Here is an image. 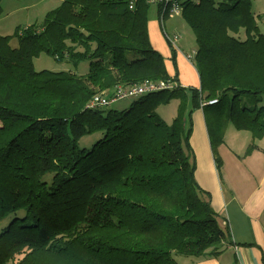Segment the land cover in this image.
Returning a JSON list of instances; mask_svg holds the SVG:
<instances>
[{
	"label": "trees",
	"instance_id": "obj_1",
	"mask_svg": "<svg viewBox=\"0 0 264 264\" xmlns=\"http://www.w3.org/2000/svg\"><path fill=\"white\" fill-rule=\"evenodd\" d=\"M179 1L195 34L199 88L172 78L154 48L151 0H61L41 22L0 33V264H179L175 255L222 252L230 229L196 179L192 114L202 107L220 177L229 125L252 133L247 153L258 147L264 32L252 0ZM164 8L166 17L170 4L158 2L159 16ZM43 53L89 59V70H36ZM146 80L177 85L124 109L87 107ZM174 100L168 122L158 109Z\"/></svg>",
	"mask_w": 264,
	"mask_h": 264
},
{
	"label": "crops",
	"instance_id": "obj_2",
	"mask_svg": "<svg viewBox=\"0 0 264 264\" xmlns=\"http://www.w3.org/2000/svg\"><path fill=\"white\" fill-rule=\"evenodd\" d=\"M151 10L152 8L149 10L150 39L154 48L164 56L171 77L174 78L177 74L180 85L199 88L201 85L199 73L194 61L188 58L191 51L196 49L193 47L194 44L185 42L183 34L179 32L184 33V29L181 30L178 25L166 30L160 16L159 22H155L156 9L153 13ZM165 31L170 32V35L177 33L181 36L177 48L169 43ZM174 49L175 58L172 57ZM170 106L172 118L168 122H172L177 115L179 101H172ZM192 121L190 144L197 166L196 179L202 188L211 193L212 206L219 213L221 224L228 225L230 237L224 242L222 252L218 256L198 259L183 257L182 262L178 263L263 264L264 136L256 141L258 147L247 153V148L253 142L252 133L239 131L233 125H229L225 132V142L218 150L223 161L220 177L202 107L193 111Z\"/></svg>",
	"mask_w": 264,
	"mask_h": 264
},
{
	"label": "rangeland",
	"instance_id": "obj_3",
	"mask_svg": "<svg viewBox=\"0 0 264 264\" xmlns=\"http://www.w3.org/2000/svg\"><path fill=\"white\" fill-rule=\"evenodd\" d=\"M222 1V0H216ZM253 2V11L256 14H260L261 17L258 18L259 24L261 25L262 32H264V0H252ZM60 4V0H3L1 2L2 6V14L0 16V33L1 34H13L14 31L18 26H27L34 22H41L45 16V13L58 6ZM149 10L152 8L151 13L155 12L156 9V16L157 19L155 22H159L158 13H157V5L158 2L155 1L151 3ZM151 14H149L150 16ZM161 18V17H160ZM154 20V19H153ZM150 20V21H153ZM164 26L167 28L166 30L173 29L174 26H179L181 30L184 29V33L181 32L184 36L185 42H192L194 44L193 47L196 48V39L193 30L190 26L185 22L181 14H175L173 16H166L163 19ZM181 23V24H179ZM170 33V32H169ZM172 34V32H171ZM244 34V33H243ZM152 42V41H151ZM11 45L13 47L18 45L17 39L14 38L11 41ZM189 46V45H188ZM129 58L131 59V54H128ZM189 59L190 55L188 56ZM192 60V59H191ZM34 66L36 70H52V71H60V70H71L77 74H86L89 70L90 60H82L75 64L73 60H58L54 59L53 57L43 53L40 56L34 59ZM251 95H244L242 97L243 101H246ZM135 98H124L116 101L110 107L107 108H115V109H124L128 107ZM208 103V102H207ZM264 105V98L263 103ZM171 106L169 104L161 105L158 109L159 114L167 121H170L171 117ZM175 109V113H176ZM227 130V128H226ZM239 131H246V130H239ZM101 137V133H96L93 135H88L83 137L80 140L81 147L89 148L94 142H96ZM191 138V137H190ZM219 150V147H218ZM220 154V153H219ZM193 158V157H192ZM195 158V156H194ZM4 225V223L0 224V228ZM177 261L182 262L183 258L180 256H174ZM19 259L22 256L18 257Z\"/></svg>",
	"mask_w": 264,
	"mask_h": 264
},
{
	"label": "built area",
	"instance_id": "obj_4",
	"mask_svg": "<svg viewBox=\"0 0 264 264\" xmlns=\"http://www.w3.org/2000/svg\"><path fill=\"white\" fill-rule=\"evenodd\" d=\"M160 2L165 1V4H170L169 12L167 16H173L175 14H181L182 8L181 3L179 0H151V3L153 2ZM132 7V6H131ZM166 8L163 9V12L161 13L160 17L163 20L165 18L166 14ZM165 35L169 43L177 48L178 42L181 38L179 34H173L170 35L165 31ZM170 85H177V82H168L165 80L161 81H152V80H146L141 83H136L128 86H116L113 91L109 93H102L95 95L92 100L89 102L87 107H110L113 103L120 99L124 98H137L143 94L154 92L160 89H164L166 87H170ZM216 102V100H210L208 103ZM206 104V103H205Z\"/></svg>",
	"mask_w": 264,
	"mask_h": 264
}]
</instances>
